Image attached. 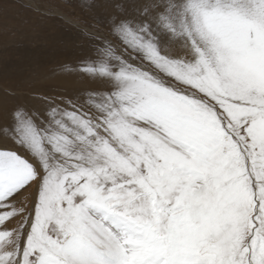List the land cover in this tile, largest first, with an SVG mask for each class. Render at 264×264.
Segmentation results:
<instances>
[{
	"label": "snow or ice",
	"instance_id": "6c2138e0",
	"mask_svg": "<svg viewBox=\"0 0 264 264\" xmlns=\"http://www.w3.org/2000/svg\"><path fill=\"white\" fill-rule=\"evenodd\" d=\"M80 7L82 86L0 105V264H264V0Z\"/></svg>",
	"mask_w": 264,
	"mask_h": 264
},
{
	"label": "rangeland",
	"instance_id": "374dc122",
	"mask_svg": "<svg viewBox=\"0 0 264 264\" xmlns=\"http://www.w3.org/2000/svg\"><path fill=\"white\" fill-rule=\"evenodd\" d=\"M39 8L38 12L32 11L19 3L10 2L0 13V75L10 77L11 81V85L7 82L2 86H12L18 93L28 94L27 87L32 86L33 89L31 82L34 78L39 81L52 77L61 82L62 76L56 74L74 69L73 66L88 47L86 33L92 20L87 11L70 4L51 5L47 0H39ZM18 73L24 75L22 80L17 81L15 76ZM27 82L30 85L21 86ZM14 93L5 95L10 105L15 98L13 101L9 96L15 97ZM29 96L33 97L32 94Z\"/></svg>",
	"mask_w": 264,
	"mask_h": 264
},
{
	"label": "bare ground",
	"instance_id": "6f19581e",
	"mask_svg": "<svg viewBox=\"0 0 264 264\" xmlns=\"http://www.w3.org/2000/svg\"><path fill=\"white\" fill-rule=\"evenodd\" d=\"M48 2H50L51 5H64V4H70V5H74L76 7H79L80 6V0H47ZM62 3V4H60ZM76 9H79V8H76ZM68 51V50H67ZM21 63V62H20ZM18 64V63H17ZM25 64V63H23ZM18 66V65H17ZM30 66V65H29ZM63 66V65H62ZM19 67V66H18ZM17 67V68H18ZM22 67H25L24 65H22ZM54 67V66H53ZM65 67V66H64ZM21 69V67H20ZM65 70V69H64ZM63 70V71H64ZM34 71V70H33ZM32 71V72H33ZM50 71V70H49ZM6 72V71H5ZM40 72V70H39ZM43 72V71H42ZM52 72V71H51ZM59 72V71H57ZM69 75H67L68 73ZM55 73V72H54ZM67 73V74H66ZM36 74V73H35ZM46 74H48L46 72ZM51 74V73H49ZM56 74V73H55ZM23 74L21 73H18L16 74L15 77H17V81L18 80H22L23 77H22ZM57 76H62L61 79H63L61 82H57L55 81V78H52V77H46V78H42L38 81V79L34 78L33 81L31 83H33V89L31 87H27L28 85H30V83H26L25 85L21 84L22 87H27L28 90L30 92H28V94L24 93V92H16L14 91L13 87H9V88H6L3 85L6 84H10L11 85V81H10V77L7 78L5 77L6 75H0V105H3V106H6V107H11L12 105L16 104V103H33V97L35 95H43L45 93H54V92H57V91H63L65 89H73V88H78V87H81L82 84H81V81L78 80V78L76 77V75L74 74V69H68L66 70L64 73H58L56 74ZM24 76V75H23ZM26 78V77H25ZM28 79V77H27ZM8 80V81H7ZM16 82V81H15ZM24 82V81H23ZM39 82V83H38ZM43 84V85H42ZM16 85H19V84H16ZM5 91V93L2 92ZM15 92V93H14ZM9 93H14L16 96L15 97H12V96H9L13 101L14 103L12 105H10L7 100H5V95L9 94ZM29 94H32L33 97L29 96ZM10 95V94H9ZM11 101V100H10Z\"/></svg>",
	"mask_w": 264,
	"mask_h": 264
}]
</instances>
